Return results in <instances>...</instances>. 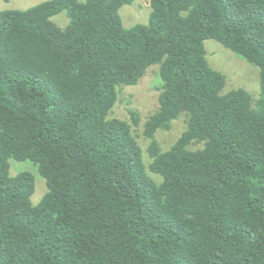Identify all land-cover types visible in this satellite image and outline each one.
I'll return each mask as SVG.
<instances>
[{
	"label": "trees",
	"instance_id": "16d2710c",
	"mask_svg": "<svg viewBox=\"0 0 264 264\" xmlns=\"http://www.w3.org/2000/svg\"><path fill=\"white\" fill-rule=\"evenodd\" d=\"M135 1L0 11V264H264V0H151L149 23L127 28ZM208 40L260 69V100L224 94ZM156 65L140 134L138 111L114 109ZM181 117L164 151L157 133ZM11 160L45 179L38 205Z\"/></svg>",
	"mask_w": 264,
	"mask_h": 264
},
{
	"label": "rangeland",
	"instance_id": "374dc122",
	"mask_svg": "<svg viewBox=\"0 0 264 264\" xmlns=\"http://www.w3.org/2000/svg\"><path fill=\"white\" fill-rule=\"evenodd\" d=\"M47 1L50 0H0V11L28 10ZM121 16L127 28L137 24H148L151 16V0H136L132 5H127L121 9ZM52 20L61 28H66L70 23L66 12L55 16ZM206 50L210 66L227 77L224 94L233 90L244 89L252 95L255 102L261 99V71L257 66L241 59L214 40L206 41ZM159 70L160 66L156 65L150 68L137 86L124 87L120 92L119 101L114 109L113 117L126 121H131L129 110L138 111L142 121L139 128L140 134H143L144 123L160 106L161 80ZM186 127V118L181 117L174 122L171 130L159 131L157 140L162 149L164 151L169 150L186 130ZM139 140L146 153V162L150 163L151 160L147 153L150 141L146 140L144 136ZM11 166L12 176H16L23 171H29L35 175L36 193L32 201L34 205H38L48 192L45 179L40 176L35 165L31 162L11 160ZM152 176L155 177L154 175ZM157 179L161 180L159 177Z\"/></svg>",
	"mask_w": 264,
	"mask_h": 264
}]
</instances>
